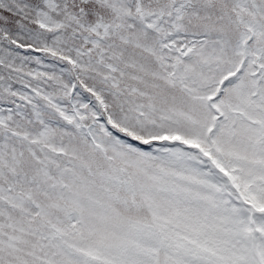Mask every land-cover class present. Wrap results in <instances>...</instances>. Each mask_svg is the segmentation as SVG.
Masks as SVG:
<instances>
[{
    "label": "snow or ice",
    "instance_id": "obj_1",
    "mask_svg": "<svg viewBox=\"0 0 264 264\" xmlns=\"http://www.w3.org/2000/svg\"><path fill=\"white\" fill-rule=\"evenodd\" d=\"M0 264H264V0H0Z\"/></svg>",
    "mask_w": 264,
    "mask_h": 264
}]
</instances>
